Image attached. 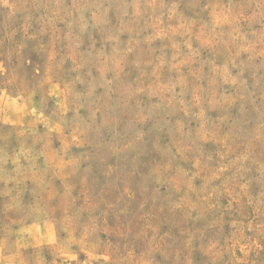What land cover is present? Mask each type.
I'll list each match as a JSON object with an SVG mask.
<instances>
[{
    "label": "rangeland",
    "instance_id": "rangeland-1",
    "mask_svg": "<svg viewBox=\"0 0 264 264\" xmlns=\"http://www.w3.org/2000/svg\"><path fill=\"white\" fill-rule=\"evenodd\" d=\"M0 264H264V0H0Z\"/></svg>",
    "mask_w": 264,
    "mask_h": 264
}]
</instances>
